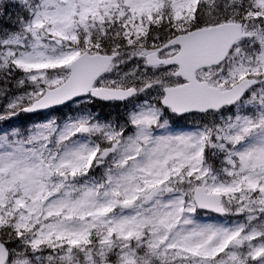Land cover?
Segmentation results:
<instances>
[{
	"label": "snow or ice",
	"instance_id": "obj_1",
	"mask_svg": "<svg viewBox=\"0 0 264 264\" xmlns=\"http://www.w3.org/2000/svg\"><path fill=\"white\" fill-rule=\"evenodd\" d=\"M0 264H264V0H0Z\"/></svg>",
	"mask_w": 264,
	"mask_h": 264
},
{
	"label": "rangeland",
	"instance_id": "obj_2",
	"mask_svg": "<svg viewBox=\"0 0 264 264\" xmlns=\"http://www.w3.org/2000/svg\"><path fill=\"white\" fill-rule=\"evenodd\" d=\"M65 111H67V110H65ZM103 111L108 112V111H110V109L105 108V109H103Z\"/></svg>",
	"mask_w": 264,
	"mask_h": 264
}]
</instances>
